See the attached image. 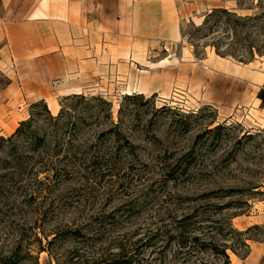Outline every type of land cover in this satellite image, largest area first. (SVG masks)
I'll list each match as a JSON object with an SVG mask.
<instances>
[{
  "label": "rangeland",
  "instance_id": "obj_1",
  "mask_svg": "<svg viewBox=\"0 0 264 264\" xmlns=\"http://www.w3.org/2000/svg\"><path fill=\"white\" fill-rule=\"evenodd\" d=\"M50 1L76 18L59 59L16 43L0 70V264H264V0Z\"/></svg>",
  "mask_w": 264,
  "mask_h": 264
},
{
  "label": "crops",
  "instance_id": "obj_2",
  "mask_svg": "<svg viewBox=\"0 0 264 264\" xmlns=\"http://www.w3.org/2000/svg\"><path fill=\"white\" fill-rule=\"evenodd\" d=\"M43 1L44 0H0L1 71L5 72L11 69H18L14 66L15 60L12 47V45H15L16 43L18 44V48L23 46L29 50L28 52L22 51L21 53L24 55H30L31 49H36V55H40L37 59L40 62V67L41 64L49 62L46 56H52L50 59L54 58L55 60H58L59 56L57 54H60L61 50L65 46L64 40H66V42L68 39L72 40L71 35L74 34L73 31L77 30V27L74 26L75 29H72V24L70 23L76 18L72 17L66 8L64 14L62 2L56 3L50 0L49 2L45 1L47 2V9H44L43 7L46 3ZM70 3H72V1L67 0L65 2V7H68ZM48 52L52 53L48 55ZM30 67L31 66H29L27 71H34V69ZM43 71L39 70V78L47 77L49 72L47 69ZM254 73L255 72H253L252 76L258 74L262 75L260 81L254 84L257 86L264 85V73ZM246 79L250 80L249 77ZM70 81H61L60 85H58L59 91H78L80 89L77 82ZM27 86L29 88L40 87L39 84L31 81H27ZM135 87L138 88L137 84ZM139 87L142 88V85ZM43 93H45L44 90ZM69 93L72 92H66L65 94ZM39 96H41L40 98L45 97L44 95ZM256 99L259 101L258 103H260V100L258 98ZM259 111L262 113V119H264V107H259Z\"/></svg>",
  "mask_w": 264,
  "mask_h": 264
},
{
  "label": "trees",
  "instance_id": "obj_3",
  "mask_svg": "<svg viewBox=\"0 0 264 264\" xmlns=\"http://www.w3.org/2000/svg\"><path fill=\"white\" fill-rule=\"evenodd\" d=\"M215 12L219 13H225V15L231 16L234 20V22L236 23H241L244 22L245 20H247V17H240V16H236V14H231L228 11H226L225 9H215ZM211 16V14H208L206 16V20L204 21V24H206L208 18ZM38 104L35 103L33 106H37ZM29 121H22L20 122V127L17 128L16 133L20 132L22 127L27 125L29 126ZM2 140H4L2 137H0V147H1V142ZM42 141V137L34 135L32 142L38 144ZM69 234V236L71 237H75V238H79V237H83L84 234L81 233L80 229H66V230H61L56 232V234H54L50 239H47L46 235V242L45 244H42V240L39 238L37 239L38 241V250L40 252L42 251H47L49 254L51 252L52 246L55 244V242L60 239L63 238L65 235ZM73 235V236H72ZM177 243L179 245L180 248H183L187 245L188 240L186 238H184L183 233H180V236L176 237ZM191 240L193 241H197V238H192ZM212 245V244H211ZM244 246H246L245 243H243ZM200 246L204 248L206 247V245L204 243H200ZM212 249H214V252H217L218 254H220V256H222L224 258V263L225 264H230L228 255L225 253V249L224 248H219L215 245L211 246ZM54 260H55V264H64L66 261V256H62L61 258H58V256H53ZM12 259H10L9 264L13 263L11 261ZM135 258L132 254H130V252H127L124 248H120L117 252H108L107 254L103 255V256H98V257H93L91 260H87L86 262H84L83 264H135L134 263ZM80 264V263H79Z\"/></svg>",
  "mask_w": 264,
  "mask_h": 264
},
{
  "label": "bare ground",
  "instance_id": "obj_4",
  "mask_svg": "<svg viewBox=\"0 0 264 264\" xmlns=\"http://www.w3.org/2000/svg\"><path fill=\"white\" fill-rule=\"evenodd\" d=\"M138 86H140V85H138ZM132 92L143 93V90H142L141 87H139V88H137V89H135V90H133V88L129 87V88H127V89L125 90L124 93L131 94ZM47 105H48V109H49L52 113H56V112H57V110H58V104H57V102H56L54 99L50 98V99L47 101Z\"/></svg>",
  "mask_w": 264,
  "mask_h": 264
}]
</instances>
